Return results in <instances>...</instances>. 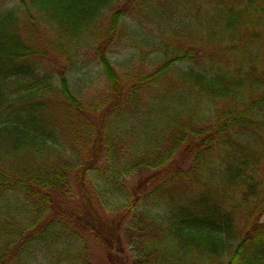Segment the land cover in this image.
Wrapping results in <instances>:
<instances>
[{"label": "trees", "instance_id": "obj_1", "mask_svg": "<svg viewBox=\"0 0 264 264\" xmlns=\"http://www.w3.org/2000/svg\"><path fill=\"white\" fill-rule=\"evenodd\" d=\"M263 214L264 0H0V264H264Z\"/></svg>", "mask_w": 264, "mask_h": 264}, {"label": "rangeland", "instance_id": "obj_2", "mask_svg": "<svg viewBox=\"0 0 264 264\" xmlns=\"http://www.w3.org/2000/svg\"><path fill=\"white\" fill-rule=\"evenodd\" d=\"M128 16L129 17H127L128 19L127 22L129 24L137 25L139 23V22L137 23V21L139 20L137 18H134V15L128 14ZM142 22L144 23V20H142ZM122 37L125 38V35L123 34ZM51 38L52 37L49 35L41 36L42 44L48 47V43L49 42L51 43ZM121 41H124V39H122ZM129 47L130 46H127V44L124 42L122 43L116 42L109 47L108 56H110L111 61L114 63L115 70L119 74H125L126 72H130V71L134 72L141 69L142 60L137 56L134 59V63L121 65L122 63L126 62L127 58H129L131 54L134 56L136 54L135 50ZM89 70H90V74L88 76H90V78H92L93 81L96 79L98 82L100 78L103 79V75L99 66L92 63L89 66ZM84 71L85 70H83V72ZM81 75L82 72H80L79 74L78 73L75 74L72 78H70L72 79L70 83L74 82L79 88H82V85L86 84V81L80 80ZM83 91H85L84 93H86L87 90L83 89ZM261 220L264 221V214L262 215ZM88 247L92 261L95 264H120L119 261H122V260H113V261L107 260L106 251L97 241L93 239L91 240L89 239Z\"/></svg>", "mask_w": 264, "mask_h": 264}]
</instances>
